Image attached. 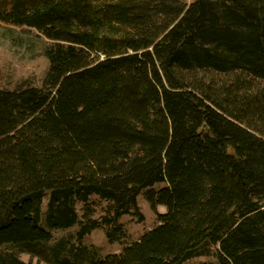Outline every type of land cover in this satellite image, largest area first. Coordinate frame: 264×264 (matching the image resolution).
Segmentation results:
<instances>
[{
  "label": "trees",
  "instance_id": "16d2710c",
  "mask_svg": "<svg viewBox=\"0 0 264 264\" xmlns=\"http://www.w3.org/2000/svg\"><path fill=\"white\" fill-rule=\"evenodd\" d=\"M9 6L0 20L44 36L49 68L40 87L0 88V264H264V0ZM145 189L167 210L121 252L54 240L77 225L78 242L123 241Z\"/></svg>",
  "mask_w": 264,
  "mask_h": 264
},
{
  "label": "rangeland",
  "instance_id": "374dc122",
  "mask_svg": "<svg viewBox=\"0 0 264 264\" xmlns=\"http://www.w3.org/2000/svg\"><path fill=\"white\" fill-rule=\"evenodd\" d=\"M11 0H0V10L9 11ZM49 41L38 33L37 30L28 26H18L11 23H5L0 20V88H14L23 86H42L44 77L49 68V60L43 54V49ZM197 75L214 84L230 83L237 77L243 80H249L246 73H220L212 70H197ZM259 82V80H255ZM260 83V82H259ZM165 183H158L153 188L164 186ZM146 189L138 196V205L144 215V220L139 221L135 215H123L120 222L123 223L125 237L123 241L110 242L105 235L104 228H96L90 234L86 235L81 242L75 237L78 228L74 225L68 229H56L52 231L54 240L65 238L69 245H86L92 249L96 248V253L100 257L108 254L119 253L129 243L139 240L146 232L159 224L157 212H165L166 206H157V212L152 210L144 197ZM47 198L43 199V208H45ZM94 201L95 217L104 214L106 201L100 200L97 196H92ZM77 210L82 214V203H77ZM21 258L25 264H47L35 256L28 253H21ZM184 264H216V257L213 255H202L193 257Z\"/></svg>",
  "mask_w": 264,
  "mask_h": 264
}]
</instances>
